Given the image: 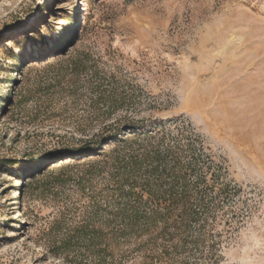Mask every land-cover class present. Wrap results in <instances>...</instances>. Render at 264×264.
Masks as SVG:
<instances>
[{"label":"rangeland","instance_id":"1","mask_svg":"<svg viewBox=\"0 0 264 264\" xmlns=\"http://www.w3.org/2000/svg\"><path fill=\"white\" fill-rule=\"evenodd\" d=\"M0 264H264V0H0Z\"/></svg>","mask_w":264,"mask_h":264},{"label":"trees","instance_id":"2","mask_svg":"<svg viewBox=\"0 0 264 264\" xmlns=\"http://www.w3.org/2000/svg\"><path fill=\"white\" fill-rule=\"evenodd\" d=\"M84 61H85V59H83L81 62H78L77 64H74L73 66H72V71H73V74H74V76H77L81 71H85L86 69H85V67H84ZM65 78V76H64V74L62 73L61 75H59V80H58V83H60L63 79ZM75 77H74V79H71L70 81H69V86H70V90L71 91H73V89L75 88L74 87V85H75ZM87 85L89 86L90 85V83H89V81H88V83H87ZM91 86V85H90ZM70 91V92H71ZM21 92V91H20ZM118 132H120V131H115L113 134H114V136H116V135H118ZM101 140H102V136H99V137H97V135H94V136H92L90 139H88L86 142H85V146H86V148L88 149V152H90V151H92V149L95 147V146H97L100 142H101ZM87 152V153H88ZM61 155V154H64V153H61V152H57L56 154H54V155ZM67 154H70V155H74V152L72 151V152H68ZM43 172V171H42Z\"/></svg>","mask_w":264,"mask_h":264}]
</instances>
